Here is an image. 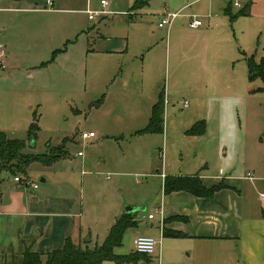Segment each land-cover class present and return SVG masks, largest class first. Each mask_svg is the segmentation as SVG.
I'll use <instances>...</instances> for the list:
<instances>
[{"label": "rangeland", "instance_id": "rangeland-1", "mask_svg": "<svg viewBox=\"0 0 264 264\" xmlns=\"http://www.w3.org/2000/svg\"><path fill=\"white\" fill-rule=\"evenodd\" d=\"M19 1L0 0V47L12 55L15 50L18 58L0 67V132L25 142L24 154L64 156L52 166L33 162L27 172L40 183L42 172L58 180L65 172L71 185L62 192L77 198L74 213L82 216L75 218L76 226L86 231L76 243L90 248L103 243L114 215L136 205L142 210L139 227L151 228L145 235L160 247L149 261L126 264H238V257L218 256V243L205 247L163 237L146 217H159L162 173L198 172L211 182L220 176L239 182L246 201L260 202L264 82L250 80L247 59L264 57V0H148L138 10L132 8L136 0H109L110 14L94 20L86 10H101V0ZM17 7L64 11L10 9ZM184 7L170 32L159 27L164 13ZM227 8L238 17L231 20ZM245 9L248 15H240ZM194 15L203 26L190 28ZM161 92L167 99L164 132L137 134ZM35 114L39 129L31 134ZM198 120H205L206 133L188 135ZM85 131H94L96 140L85 142ZM0 178L12 174L3 171ZM136 231L127 230L117 254L135 252ZM200 251L211 257L198 256Z\"/></svg>", "mask_w": 264, "mask_h": 264}, {"label": "crops", "instance_id": "crops-1", "mask_svg": "<svg viewBox=\"0 0 264 264\" xmlns=\"http://www.w3.org/2000/svg\"><path fill=\"white\" fill-rule=\"evenodd\" d=\"M24 1L22 0V3ZM49 4L52 6L53 1H50ZM10 9L19 11L31 10L37 13L48 14L64 11L63 9H53L50 7L47 9L25 7ZM103 9L104 7L102 6L101 10ZM184 9L185 7L179 11H183ZM88 11L89 9L86 10L87 14ZM129 16L132 18L133 14ZM16 53L13 50L12 55L7 50L6 64L9 65L10 62L17 61ZM163 93L166 100L165 103H167L165 92ZM157 102L158 100L153 103L152 108ZM185 105H188L187 101ZM96 138L91 140V142L96 140ZM63 157L60 154L59 157H56L49 164L41 163L45 166H52ZM3 171L6 170H0V172ZM61 173V178L58 180L50 172H42L39 177L41 183L29 175H21L29 182L27 184L16 182L14 176L9 179L0 178V264H6L11 258L20 255L26 246L32 245L35 247L38 239L42 238L37 248L42 251L46 250L45 252H47L51 249L62 248L70 235H73L75 243L78 235H86L85 229L81 226L78 230V225L76 226L75 222L77 216H82L81 213H74L76 211L77 198L70 197L67 193L62 192L61 188H66L67 185H71V182L66 180L65 172ZM171 175H199L207 187L218 185L224 181L228 187L218 191L213 197H199L186 191H176L170 194H165L163 191L160 205L156 208V214L159 217L155 218V215L154 218L149 219L148 216L153 213H150L147 217L144 215L150 221L149 224L153 226L158 225L163 237L164 230L170 229L186 234L187 237L185 239L199 241L205 247H212L214 246L212 243H218L220 244L218 256L226 260L229 257H238V264H264V198L260 196V202L246 201L244 195L241 193L242 190H238L236 186L239 182H226V178L220 180V176L217 178L218 181L211 182L209 181V175H201L198 172L194 174ZM167 176L170 175L162 173L163 185ZM251 178L249 180L253 181L254 179ZM34 184L38 185L37 189H35ZM240 187L243 188L242 182L240 183ZM128 206L136 205H125L123 211L115 214L114 218L117 220L121 215L125 214ZM139 211L142 210L139 209L134 212L137 221L140 217ZM159 211H163L164 214L161 215ZM156 219H158L157 224L153 222ZM135 228L137 236L145 235L146 231H151V228L144 229L140 228L139 225ZM38 249H35V251L42 254L43 252ZM200 253H204L209 258L211 257V254H208L206 251H200L197 255L199 256Z\"/></svg>", "mask_w": 264, "mask_h": 264}, {"label": "trees", "instance_id": "trees-1", "mask_svg": "<svg viewBox=\"0 0 264 264\" xmlns=\"http://www.w3.org/2000/svg\"><path fill=\"white\" fill-rule=\"evenodd\" d=\"M19 1V0H13ZM148 3V0H136L133 9H141ZM231 20L238 16L230 14V9H226ZM242 16L248 15L245 9L241 12ZM55 55V54H54ZM256 55H252L247 59L248 71L250 80L260 78L264 82V57L256 60ZM164 113H165V98L162 92L159 95L158 102L153 106L151 117L147 126L139 130L137 134H155L164 132ZM206 122L200 120L196 122L187 134L190 136H201L206 133ZM39 129L38 118L34 115V120L30 126V133L35 134ZM25 148V142L19 139H12L5 132H0V170L9 171L12 176L18 174L27 176V169L36 161L43 163H51L60 153L55 154L52 158H44L43 155H28L22 151ZM53 155V153H52ZM228 187L226 183L207 187L199 175L192 176H167L163 185L165 194H170L176 191H186L199 197H213L218 191ZM138 226L136 216L132 213L121 215L116 223L112 226L105 241L93 248L88 246L82 247L76 244L68 237L62 248L51 249L45 253V264H102L105 261H113L116 264H126L129 262H138L141 259L150 260V255L134 252L131 255H120L115 252L116 248L122 246L126 231L130 228ZM164 237L185 238L186 234L180 231L165 229ZM6 264H43V255L35 251L33 246H26L22 253L11 258Z\"/></svg>", "mask_w": 264, "mask_h": 264}, {"label": "built area", "instance_id": "built-area-1", "mask_svg": "<svg viewBox=\"0 0 264 264\" xmlns=\"http://www.w3.org/2000/svg\"><path fill=\"white\" fill-rule=\"evenodd\" d=\"M102 6L104 7L103 10L93 12L91 10L88 11L89 18L91 20L95 19V17L104 15V14H110L109 11L106 10V7L109 5V0H102L101 1ZM182 16V11H178L175 13H164L162 16V21L159 24V27L165 28L167 27V30L170 32L174 24L177 22V20ZM203 21L200 20L198 17L193 16L192 20L190 22V28L196 29L201 26H203ZM7 50L3 47H0V67H6V58H7ZM82 139L87 142L95 139L97 137V134L95 132H83L81 134ZM83 152H79V156H83ZM251 178V176H250ZM253 179V178H251ZM15 181L19 183H29L27 182L22 176H16ZM35 189L38 188L37 184H34ZM262 198H264V194H262ZM161 215L164 214L163 211H159ZM149 219H152L155 217L154 214H150ZM134 247L135 251L141 254L146 255H153L156 254L160 247V242L154 238L153 236H147V235H139L134 239Z\"/></svg>", "mask_w": 264, "mask_h": 264}, {"label": "water", "instance_id": "water-1", "mask_svg": "<svg viewBox=\"0 0 264 264\" xmlns=\"http://www.w3.org/2000/svg\"><path fill=\"white\" fill-rule=\"evenodd\" d=\"M139 208L135 207V206H128V208H126V213H132L134 214V212L138 211Z\"/></svg>", "mask_w": 264, "mask_h": 264}]
</instances>
